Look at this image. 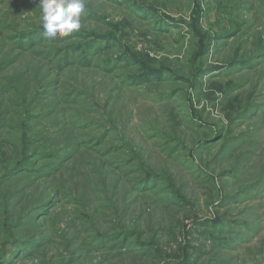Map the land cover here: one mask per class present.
Masks as SVG:
<instances>
[{
  "label": "rangeland",
  "instance_id": "1",
  "mask_svg": "<svg viewBox=\"0 0 264 264\" xmlns=\"http://www.w3.org/2000/svg\"><path fill=\"white\" fill-rule=\"evenodd\" d=\"M41 14L0 0V264H264V0Z\"/></svg>",
  "mask_w": 264,
  "mask_h": 264
},
{
  "label": "clouds",
  "instance_id": "2",
  "mask_svg": "<svg viewBox=\"0 0 264 264\" xmlns=\"http://www.w3.org/2000/svg\"><path fill=\"white\" fill-rule=\"evenodd\" d=\"M86 0H38L41 9L42 35L53 39L68 37L82 27Z\"/></svg>",
  "mask_w": 264,
  "mask_h": 264
}]
</instances>
